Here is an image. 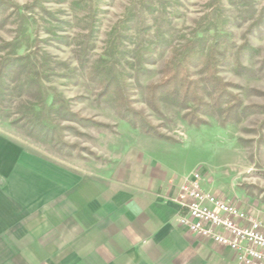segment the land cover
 I'll use <instances>...</instances> for the list:
<instances>
[{"label":"rangeland","instance_id":"obj_1","mask_svg":"<svg viewBox=\"0 0 264 264\" xmlns=\"http://www.w3.org/2000/svg\"><path fill=\"white\" fill-rule=\"evenodd\" d=\"M27 20L33 23L31 37L17 52H38L50 67L28 92L6 98L0 129L31 156L34 171L62 179L67 215L74 181L89 187L95 177L118 186L130 170L136 185L140 152L165 162L178 176L199 171L212 192L264 215V0H0V64L13 53ZM201 27L210 29L205 33L210 43L215 30L222 34L215 56L217 76L238 100L224 126L218 115L201 114L207 123L190 125L185 119L189 110L163 101L153 106L147 97L148 88L164 77L172 46L179 48L200 35ZM113 30L124 53L117 70L126 76L128 116L144 120L169 141L132 127L113 98H98L103 86L89 74L106 57ZM146 42L153 51L140 71L135 54L143 52L140 45ZM189 68L191 79L202 87V64ZM15 76L5 79L11 88L17 85ZM45 91L58 104L43 140L22 128L18 111L30 103L39 105ZM32 181L34 185L36 177ZM55 186L50 184V192ZM67 215L65 238L71 239L73 220ZM49 220L56 223L55 214Z\"/></svg>","mask_w":264,"mask_h":264},{"label":"crops","instance_id":"obj_2","mask_svg":"<svg viewBox=\"0 0 264 264\" xmlns=\"http://www.w3.org/2000/svg\"><path fill=\"white\" fill-rule=\"evenodd\" d=\"M138 169L136 185L130 170L118 186L95 177L89 187L74 181L67 215L62 179L34 171L31 156L0 129V264H237L232 249L178 224L175 199L194 170L172 174L144 152ZM52 214L56 223H49Z\"/></svg>","mask_w":264,"mask_h":264},{"label":"trees","instance_id":"obj_3","mask_svg":"<svg viewBox=\"0 0 264 264\" xmlns=\"http://www.w3.org/2000/svg\"><path fill=\"white\" fill-rule=\"evenodd\" d=\"M32 24V21L29 20L23 23V28H21L22 38L17 41L11 56L8 55L0 64L1 113H3V107L8 96H11L13 93L14 95L17 94L16 96L21 95L23 90L28 92L32 88L33 82L41 80L42 76H44L42 72L50 67L49 60L38 52L29 54L17 52L30 39L31 36L28 30ZM208 30L210 29L201 27L199 29L200 35L194 34L193 37L186 40L179 48L176 47L177 45L172 46L174 54L165 64L163 69L164 77L159 83L151 85L148 88L147 97L153 106L157 102L163 101L183 110H189L185 114V119H187L190 125L198 126L206 124L207 121L199 117V114H201L205 116L218 115L220 124L224 126L233 116V109L237 105L238 100L228 92L227 84L217 76V64L219 63L216 61L215 56L217 48L223 43L220 40L222 34L218 30H215L214 34L212 33L210 43V41L208 42L205 39V33H208ZM115 34V30H113L105 52L106 57L100 58L99 63L91 67L90 70L89 76L91 80L97 81L103 86L98 98H113L117 102V107L123 110L121 113L122 118L126 119L132 127L139 128L151 137L169 141L165 136L157 133L144 120L138 121L135 115L132 117L128 116L127 112H129L130 106L129 89L125 82L126 76L123 72L117 70L118 62L123 60L124 53L119 50L118 35ZM146 44L140 45V49H143V52L135 54L140 71L142 70V65L147 62L146 60L150 55V51H153L151 49V42H146ZM191 64H202L203 66V79L201 80L204 84L202 87L198 82L191 79V70L189 68ZM6 68H10V71L7 72ZM13 73L14 76L16 74L13 78L17 85L11 88L10 85L6 84L5 79ZM75 76V74H72L69 77L75 78ZM206 97L210 100L207 101ZM56 99L55 95L45 91L41 94L39 105L30 103V105L23 109H19V115L22 117L23 123L25 122L22 128L27 130L29 134H37L43 140L47 138L44 129L50 132L49 127L52 125L50 115L56 112L54 109L58 104ZM35 106L40 107V110L36 109ZM1 116L3 115L1 114Z\"/></svg>","mask_w":264,"mask_h":264},{"label":"built area","instance_id":"obj_4","mask_svg":"<svg viewBox=\"0 0 264 264\" xmlns=\"http://www.w3.org/2000/svg\"><path fill=\"white\" fill-rule=\"evenodd\" d=\"M175 201L182 210L179 225L232 249L237 264H264V215L204 189L199 171L184 179Z\"/></svg>","mask_w":264,"mask_h":264}]
</instances>
